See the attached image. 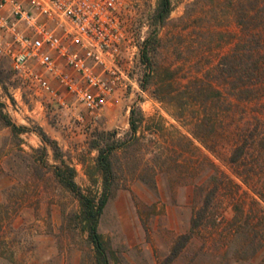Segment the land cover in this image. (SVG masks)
<instances>
[{"label":"rangeland","instance_id":"rangeland-1","mask_svg":"<svg viewBox=\"0 0 264 264\" xmlns=\"http://www.w3.org/2000/svg\"><path fill=\"white\" fill-rule=\"evenodd\" d=\"M127 2L137 53L125 62L126 87L100 118L73 100L63 106L34 96L0 53V103L21 129L0 122V264H95L77 219L80 204L54 172L67 164L82 189L101 191L93 148L99 140L125 144L112 157L117 189L99 227L112 264H167L177 238L190 232L204 190L216 185L215 219L171 264H264V202L228 164L239 131L264 117V97L238 101L218 70L235 48L254 57L264 47V39H253L264 30V0H172L162 26L153 21L159 0ZM147 40L151 65L142 59ZM208 85L224 94L221 101L203 104L212 92L196 90Z\"/></svg>","mask_w":264,"mask_h":264},{"label":"built area","instance_id":"built-area-1","mask_svg":"<svg viewBox=\"0 0 264 264\" xmlns=\"http://www.w3.org/2000/svg\"><path fill=\"white\" fill-rule=\"evenodd\" d=\"M128 6L127 0H0V53L34 96L63 106L73 100L100 118L129 81L125 62L136 57Z\"/></svg>","mask_w":264,"mask_h":264},{"label":"trees","instance_id":"trees-1","mask_svg":"<svg viewBox=\"0 0 264 264\" xmlns=\"http://www.w3.org/2000/svg\"><path fill=\"white\" fill-rule=\"evenodd\" d=\"M172 7V0H159L158 7L153 15L154 23L159 26L164 25L173 11ZM241 22H243L242 19ZM253 39L258 44L263 43L264 30H259L258 35ZM149 42L150 40H147L142 51L143 62L147 65L152 64ZM246 53L248 52H241L240 47L235 48V51L221 60L218 70L225 78V82L232 91L231 94L238 101L262 100V97H264V47L259 48L254 57L247 56ZM200 88L203 89L198 88L196 91L201 96H207L208 93L212 92V95H208L203 101L205 105H207V101H221L224 95L211 85H208L207 88L204 86ZM2 108L3 104L0 103V122L11 128L13 132L21 130L3 113ZM204 111L205 118L206 115L208 116V110L204 109ZM130 124L132 131L137 133L138 126L134 119V112ZM196 127L200 129V124H197ZM200 133H195V137L201 141ZM110 136L116 137L113 134H110ZM42 138L47 144L51 143L45 134H42ZM124 145V143L116 140H112L111 143L106 145L102 144L100 140L93 144V148L98 151L96 163L102 178L101 191L94 192L82 189L76 182V169L67 164L63 163V166H57L54 172L58 181L76 197L80 204V213L77 219L93 249L95 264H112L109 244L101 234L99 227L105 209L117 189V178L112 157ZM228 164L233 175L247 186L259 200L264 202V117L260 118L257 115L255 123L239 131L235 145L228 157ZM222 176L230 184L234 183L238 188L240 187L235 184L230 176L226 174H222ZM218 180V177L214 178V181ZM219 190L218 185L209 191L208 189L204 190L201 206L193 214L190 232L177 238L166 259L167 264L173 263L182 254L194 238L195 233L205 226L211 217L215 219L212 211Z\"/></svg>","mask_w":264,"mask_h":264}]
</instances>
